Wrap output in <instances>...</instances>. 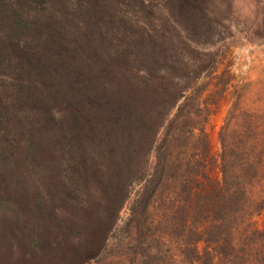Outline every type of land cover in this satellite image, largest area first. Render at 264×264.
<instances>
[{"label":"trees","instance_id":"trees-1","mask_svg":"<svg viewBox=\"0 0 264 264\" xmlns=\"http://www.w3.org/2000/svg\"><path fill=\"white\" fill-rule=\"evenodd\" d=\"M116 1L0 0V199L15 204L13 214L31 215L42 236L67 234L68 249L78 254L80 227L54 216L44 186V167L53 161L48 180L69 190L92 178L99 192L114 190L113 200L117 192V211L134 192L129 209L139 234L150 206L159 207L155 226L186 264H244L232 228L246 189L240 172L236 180L227 174L225 128L222 178L211 180L206 171L208 114L200 94L207 82L183 80L181 62L172 59L173 77H163L169 55L154 49L145 23L122 14ZM81 102L94 130L75 112H53ZM238 160L246 176L254 174L244 151ZM134 180L140 186L133 191ZM253 232L264 236V229Z\"/></svg>","mask_w":264,"mask_h":264},{"label":"rangeland","instance_id":"rangeland-1","mask_svg":"<svg viewBox=\"0 0 264 264\" xmlns=\"http://www.w3.org/2000/svg\"><path fill=\"white\" fill-rule=\"evenodd\" d=\"M132 2L117 0L115 4L133 22L145 23L156 38L154 49L169 55L165 62L168 69L161 68L160 74H173H168L172 59L173 65L181 62L183 80L207 82L200 94L208 114L204 122L210 143L206 171L211 180L222 178L219 131L225 128L227 174L234 180L241 175L246 189L238 223L232 228L233 242L238 254L246 258L244 264H264V236L253 232L264 229V0ZM85 103L78 107L57 105L53 112L58 117L75 112L94 130V122L82 113ZM232 150L238 158L244 151L253 175L246 176ZM53 164L44 167L48 179ZM61 167L63 164L57 163V168ZM48 179L44 186L51 188L48 198L51 194L54 216L71 224L70 229L80 227L79 253L73 255L75 251L68 249L67 234L42 236V228L33 226L31 215L13 214L15 204L0 199V264H186L176 242L155 226L159 207L150 206L144 232L139 234L129 209L134 192L117 211V192L113 200L114 190L99 192L92 178L69 190L52 177ZM139 186L134 180L130 189ZM203 246L204 242L198 241L200 251Z\"/></svg>","mask_w":264,"mask_h":264}]
</instances>
